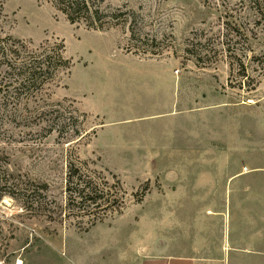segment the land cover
Wrapping results in <instances>:
<instances>
[{
	"label": "rangeland",
	"instance_id": "obj_1",
	"mask_svg": "<svg viewBox=\"0 0 264 264\" xmlns=\"http://www.w3.org/2000/svg\"><path fill=\"white\" fill-rule=\"evenodd\" d=\"M239 1L104 0L122 17L94 29L48 0H0L2 33L61 43L70 62L39 96L57 127L4 126L9 170L48 185L55 220L4 197L0 264H67L73 240L102 232L163 248L170 229L198 238L228 209L231 221L264 227V34L244 30L247 12L224 17ZM239 23L243 35L227 32ZM69 161L104 179L123 208L68 209Z\"/></svg>",
	"mask_w": 264,
	"mask_h": 264
},
{
	"label": "trees",
	"instance_id": "obj_2",
	"mask_svg": "<svg viewBox=\"0 0 264 264\" xmlns=\"http://www.w3.org/2000/svg\"><path fill=\"white\" fill-rule=\"evenodd\" d=\"M48 1L70 23H83L88 28L102 29L115 25L122 17L120 12H105L102 6L104 0ZM241 12H247V18H244L247 26L243 27L251 34L250 37L253 34L255 37L256 34H264V0H240L238 4L226 7L224 17L235 22L237 14L240 15ZM240 28L239 23L226 29L227 32L234 31V35L238 37L244 34ZM69 64L61 43H44L31 47L29 43L0 31V143L6 141L4 126L9 119L20 124L29 123L27 121L37 122V125L43 123L47 132L58 125L54 118L47 119L51 115L43 120L50 111L45 110L46 106L39 102V96L59 73L69 68ZM61 128L63 125L57 129L61 131ZM8 165V156L0 148V201L4 197L11 198L24 208L29 206L40 214L47 213L44 215L48 221L55 220V202L49 199L48 185L35 182L21 173H14L9 170ZM65 194V206L68 209L76 207L87 211L89 215L100 209L119 212L124 204V197L115 196L112 187L104 179L80 168L73 161L67 163ZM97 217L99 218L94 214V219H101V215Z\"/></svg>",
	"mask_w": 264,
	"mask_h": 264
},
{
	"label": "crops",
	"instance_id": "obj_3",
	"mask_svg": "<svg viewBox=\"0 0 264 264\" xmlns=\"http://www.w3.org/2000/svg\"><path fill=\"white\" fill-rule=\"evenodd\" d=\"M225 218L222 223L204 222L201 229L206 231L198 238L189 230L177 237L170 229L163 248H148L137 241L132 246L120 234L104 232L78 238L68 248L67 264H264V227L231 221L229 209ZM250 228H260L258 237L251 234Z\"/></svg>",
	"mask_w": 264,
	"mask_h": 264
}]
</instances>
